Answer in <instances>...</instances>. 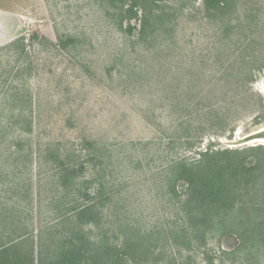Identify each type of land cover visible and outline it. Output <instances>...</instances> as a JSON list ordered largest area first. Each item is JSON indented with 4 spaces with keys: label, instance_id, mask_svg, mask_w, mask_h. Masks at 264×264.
<instances>
[{
    "label": "rangeland",
    "instance_id": "1",
    "mask_svg": "<svg viewBox=\"0 0 264 264\" xmlns=\"http://www.w3.org/2000/svg\"><path fill=\"white\" fill-rule=\"evenodd\" d=\"M16 5L0 43V264L28 251L39 264L38 244L53 262L75 242L82 261L102 243L123 264H264L239 237L264 219V174L209 230L191 228L172 174L207 149L264 145V0L212 17L202 0H141L131 18L111 0ZM91 203L96 222L80 221Z\"/></svg>",
    "mask_w": 264,
    "mask_h": 264
},
{
    "label": "trees",
    "instance_id": "2",
    "mask_svg": "<svg viewBox=\"0 0 264 264\" xmlns=\"http://www.w3.org/2000/svg\"><path fill=\"white\" fill-rule=\"evenodd\" d=\"M116 1L125 8V12L129 18L137 16L136 3L141 0H111ZM144 2H157L159 0H142ZM205 16L212 17V15L226 13L229 8L231 0H202ZM127 5V6H125ZM143 31L146 29V22L142 23ZM70 41V38H68ZM67 40V41H68ZM264 151V145L258 144L256 146H249L244 149H221L212 150L207 149L200 152V157L192 163L180 161L174 165L173 178L175 180L182 179L186 182V198L183 204V211L190 220L191 228L202 227L204 229H211V227L223 226L224 222L230 221L231 213L242 206L243 195L247 191L241 192L240 186H244L248 190L251 179H258L264 174V160L257 159L252 165H246L244 159L240 156L248 151ZM63 177V176H61ZM174 180V181H175ZM256 184V183H255ZM95 204H87L83 207L74 208L75 216L80 218V221L92 220L96 222L94 214ZM228 219V220H227ZM69 221L67 216L61 218L60 221ZM246 231V232H245ZM242 234H239L241 246L248 247L246 242L247 237L252 233V244H257L259 247L264 245V219L255 222V227L250 228L247 225L243 228ZM250 233V234H249ZM25 238L16 241L13 247L24 243ZM40 243L43 241L40 239ZM251 244V245H252ZM2 245V243H0ZM67 249L62 247V251L58 252L55 261L46 262L43 256V244H38L37 251L39 257L37 258L39 264H123L121 263V255L115 250L108 251L106 246L100 243V250L96 247L94 252L87 251L84 254L86 261H82L83 247H88V244L82 242L73 243L72 245L64 244ZM4 247L0 248L2 252ZM86 249V248H85ZM23 254V253H22ZM16 264H33V256L28 253L23 256H17ZM107 259V261H105Z\"/></svg>",
    "mask_w": 264,
    "mask_h": 264
},
{
    "label": "crops",
    "instance_id": "3",
    "mask_svg": "<svg viewBox=\"0 0 264 264\" xmlns=\"http://www.w3.org/2000/svg\"><path fill=\"white\" fill-rule=\"evenodd\" d=\"M21 15L17 11L16 0L0 1V43L11 41L17 35L16 19Z\"/></svg>",
    "mask_w": 264,
    "mask_h": 264
},
{
    "label": "water",
    "instance_id": "4",
    "mask_svg": "<svg viewBox=\"0 0 264 264\" xmlns=\"http://www.w3.org/2000/svg\"><path fill=\"white\" fill-rule=\"evenodd\" d=\"M262 131H264V129L262 130ZM255 135V133L254 134H252L251 136H254ZM260 139H258V137L256 138V137H252V142H257V141H259ZM259 144L261 143V142H258Z\"/></svg>",
    "mask_w": 264,
    "mask_h": 264
},
{
    "label": "bare ground",
    "instance_id": "5",
    "mask_svg": "<svg viewBox=\"0 0 264 264\" xmlns=\"http://www.w3.org/2000/svg\"><path fill=\"white\" fill-rule=\"evenodd\" d=\"M263 140H261V142H262Z\"/></svg>",
    "mask_w": 264,
    "mask_h": 264
}]
</instances>
